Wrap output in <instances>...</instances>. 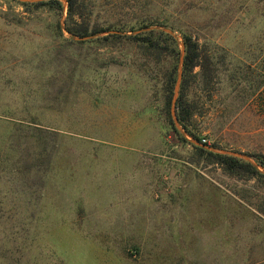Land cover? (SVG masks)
Wrapping results in <instances>:
<instances>
[{"label": "rangeland", "instance_id": "374dc122", "mask_svg": "<svg viewBox=\"0 0 264 264\" xmlns=\"http://www.w3.org/2000/svg\"><path fill=\"white\" fill-rule=\"evenodd\" d=\"M46 1L0 0V264H264V178L195 149L264 176V0ZM147 33L199 46L191 134Z\"/></svg>", "mask_w": 264, "mask_h": 264}, {"label": "trees", "instance_id": "16d2710c", "mask_svg": "<svg viewBox=\"0 0 264 264\" xmlns=\"http://www.w3.org/2000/svg\"><path fill=\"white\" fill-rule=\"evenodd\" d=\"M67 2H68L67 20H71L72 18L75 17L74 1L67 0ZM34 6L37 8L46 7L48 10H53V11L61 10V4L57 0H50L46 2L36 3L34 4ZM75 26L78 27V24L75 23ZM66 29L71 36H77L79 38L86 37L89 34V29L86 25L83 27L79 26L78 28H70L69 26H66ZM94 33H96V31L90 32V34H94ZM133 40L144 46L147 51L156 53L157 58L161 56V53H167V52L174 53L173 55L175 58L174 65L165 75V80L163 85L164 103L168 112L170 100L173 94V88L176 83L178 49L176 50L174 45H172L174 44L172 42V39L168 37V35L163 33H159L158 35H155L153 33H147L145 35L133 37ZM183 43H184V58L182 62V77L180 82V88H179L178 98L176 101V119L180 127L188 134H191L188 127L190 125V120L193 116V108L186 101V96H187L186 93H187L189 78L190 76H192L194 69L197 67L204 68V65L201 61L202 54L199 51V46L197 42L192 40L190 36L184 35ZM169 122L173 131L177 132L174 129L170 120ZM195 149L200 151L201 155H203L206 160H213L218 165L222 166L224 170L230 175L237 177H248V178L258 176L264 178V176L261 175L259 171L249 163L243 162L236 158L216 155L210 152H206L197 147H195ZM256 162L261 167L264 168V159L262 157L256 159Z\"/></svg>", "mask_w": 264, "mask_h": 264}, {"label": "water", "instance_id": "95a60500", "mask_svg": "<svg viewBox=\"0 0 264 264\" xmlns=\"http://www.w3.org/2000/svg\"><path fill=\"white\" fill-rule=\"evenodd\" d=\"M19 1H22V2H29V1H37V0H19ZM180 64H182V59L180 60ZM181 79V72L179 71L178 73V77H177V81H176V87H175V90H174V94H173V98H172V102H171V110H172V120H173V123L175 125L176 128H178V122H177V119L175 117V114H174V109H175V102L177 100V92H178V83ZM180 129V128H178ZM226 154H230L232 156H236V157H240V158H244L247 160L246 157L244 156H241V155H238V154H233V153H226ZM253 167L257 168V166L253 165L251 162H249Z\"/></svg>", "mask_w": 264, "mask_h": 264}]
</instances>
